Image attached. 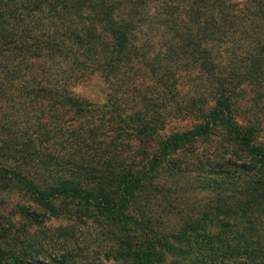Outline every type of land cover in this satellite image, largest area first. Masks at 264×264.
Returning a JSON list of instances; mask_svg holds the SVG:
<instances>
[{"label":"trees","instance_id":"1","mask_svg":"<svg viewBox=\"0 0 264 264\" xmlns=\"http://www.w3.org/2000/svg\"><path fill=\"white\" fill-rule=\"evenodd\" d=\"M95 76L102 102L74 90ZM244 87L264 88V0H0V191L38 206L15 209L30 224L97 223L112 262L88 264L258 251L264 128L240 110ZM135 140L154 150L126 164ZM167 176L203 189L179 221ZM68 237L0 234V264H83L85 238Z\"/></svg>","mask_w":264,"mask_h":264},{"label":"rangeland","instance_id":"2","mask_svg":"<svg viewBox=\"0 0 264 264\" xmlns=\"http://www.w3.org/2000/svg\"><path fill=\"white\" fill-rule=\"evenodd\" d=\"M244 88H246V91L242 94V98L240 99V110H245V112L253 113L258 116L264 128V88L262 89L259 99L255 100L251 88ZM74 90L80 95L95 102H102L104 100V86L100 83V79L97 76H95L91 82L87 81L84 84L76 86ZM182 90L184 91V89ZM30 107V104L26 105V112ZM26 112L25 114H27ZM25 118L26 115L24 116V121L20 118V123H24L26 121ZM82 119L83 125L86 124V117ZM21 126L25 125L22 124ZM182 127L186 128L187 125H183ZM261 139L264 140V129L260 134V140ZM141 144L138 145V142L135 140V152H124L120 156L121 161L123 157V162L126 164L136 162L139 159L138 153L140 152L138 150H154V143H149L147 145ZM134 153L135 156H130L132 154L134 155ZM194 174L195 173L192 171L188 175L193 178ZM165 180L166 188L171 186L174 191L169 194L168 200L163 201V206L165 209L172 211V213L167 212L168 216L174 215L177 221H179L177 217L179 214L175 213V211L181 208L183 209V205L195 207L201 204L202 201H200V196L202 193L197 190L203 189L196 188L195 185L197 182H191L192 180L186 177L179 176L177 179H173L167 176ZM171 188L169 190H171ZM210 188L211 187H208L204 190H212ZM17 207L37 208L38 206L28 200L27 196L23 195L21 190H16L14 188L11 193L4 190L0 191V234L6 233L11 239H13L12 236H14L16 241L11 240V244L13 243L16 246V244L20 245L27 240L29 243H36L35 241H31V238L34 240H53L57 244H61V240L64 242L68 241V235L73 234L78 238H85L84 243L80 242L82 254H85L84 257L79 258L83 264H88L90 261L95 263L98 261L112 262L108 261L104 252L105 248L103 245H107L105 234L99 232L98 228H96L98 226L97 223L92 220H85L82 222L70 218L47 217L41 224H30L31 222L18 215V213H15ZM52 232H55L54 235H52ZM50 237L52 239H49ZM262 244H264V237H262ZM253 248H256V246ZM212 253L214 257L209 260V263L202 264H264V245L258 251L253 249V252L249 254L238 251L236 255L230 257H221L219 251H214ZM204 258L207 259L208 257L204 256ZM201 260L202 262L206 261L202 258ZM163 264H171V259L167 257V260Z\"/></svg>","mask_w":264,"mask_h":264}]
</instances>
